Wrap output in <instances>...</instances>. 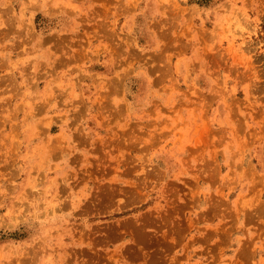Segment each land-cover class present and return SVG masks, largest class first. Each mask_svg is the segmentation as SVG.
I'll return each mask as SVG.
<instances>
[{
	"label": "rangeland",
	"instance_id": "obj_1",
	"mask_svg": "<svg viewBox=\"0 0 264 264\" xmlns=\"http://www.w3.org/2000/svg\"><path fill=\"white\" fill-rule=\"evenodd\" d=\"M0 264H264V0H0Z\"/></svg>",
	"mask_w": 264,
	"mask_h": 264
}]
</instances>
